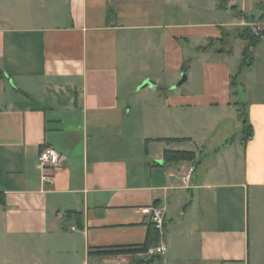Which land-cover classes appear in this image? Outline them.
I'll return each instance as SVG.
<instances>
[{
	"label": "crops",
	"instance_id": "crops-1",
	"mask_svg": "<svg viewBox=\"0 0 264 264\" xmlns=\"http://www.w3.org/2000/svg\"><path fill=\"white\" fill-rule=\"evenodd\" d=\"M227 4L0 0V238L33 254L0 264H132L96 251L157 246L151 205L168 249L153 264H264V35L231 87L252 25L238 12L264 0ZM138 74L156 87H131ZM46 148L59 166L41 168Z\"/></svg>",
	"mask_w": 264,
	"mask_h": 264
},
{
	"label": "trees",
	"instance_id": "trees-1",
	"mask_svg": "<svg viewBox=\"0 0 264 264\" xmlns=\"http://www.w3.org/2000/svg\"><path fill=\"white\" fill-rule=\"evenodd\" d=\"M221 8L228 9L227 0H221ZM259 9H261V13H262L259 17H256V16L249 17V16L242 14L241 12H238V14L239 16L245 18L248 24H252L260 20H264V8L260 7ZM108 12H109L108 18H112L114 15V11L110 9ZM263 35L264 34L256 35L253 32L252 28L249 27V25L244 27V29L239 33V37L245 40L247 44L245 45L243 49V60L240 65L239 71L236 73V75L232 77V81H231L232 88H238L237 80H238V76L240 75L241 71L245 68H250L253 66L254 49L256 48V46H258V44H260L263 38ZM221 42L220 43L224 46L223 41ZM223 48L220 50L222 51ZM237 106H238L239 119L243 122V126H244V131H243L244 136H243L242 141L244 144H246L253 136V127H252V124L250 123L245 103H237ZM194 160H195V154L193 153H188V152H166L165 153V162H168V163H178L182 161L193 162ZM0 203L4 205V202L1 201ZM152 230L155 231L154 228H152ZM152 244H153V241L151 237L149 236L148 240L142 246L121 247V248H112V249H98V251L96 252L100 254H105V255H118V254L136 255L138 253H143L147 251L151 247ZM156 259L157 257H154L151 259H135L133 260L132 264H153Z\"/></svg>",
	"mask_w": 264,
	"mask_h": 264
},
{
	"label": "built area",
	"instance_id": "built-area-1",
	"mask_svg": "<svg viewBox=\"0 0 264 264\" xmlns=\"http://www.w3.org/2000/svg\"><path fill=\"white\" fill-rule=\"evenodd\" d=\"M253 32L256 35L264 34V25L260 23H254L251 25ZM62 160L61 155L51 148L44 149L39 156V163L41 168L46 170L49 168H55L59 166ZM195 168L191 167L187 172L183 173L181 181L186 188L190 187L191 180L193 178ZM140 212L145 215L154 228V230L159 233L161 240L157 246L150 247L147 251L141 253L143 259H151L154 257H161L167 253V245L164 242V232H165V210L163 207L157 205H151L148 207H143Z\"/></svg>",
	"mask_w": 264,
	"mask_h": 264
},
{
	"label": "rangeland",
	"instance_id": "rangeland-1",
	"mask_svg": "<svg viewBox=\"0 0 264 264\" xmlns=\"http://www.w3.org/2000/svg\"><path fill=\"white\" fill-rule=\"evenodd\" d=\"M256 23H258V22H255V24ZM252 24H254V23H252ZM6 75H5V77H7L8 78V74H7V72L5 73ZM138 78H140V75L138 74V75H135V76H133V80L131 81L132 83L130 84V86L132 87H142V85L145 83L144 81V83L142 82V81H140ZM139 80V81H138ZM123 92H126V90H124ZM234 134L236 135H238V136H241V129L239 130V131H234ZM219 140H222V139H219ZM218 140V141H219ZM223 142V141H222ZM222 142H220V144L222 143ZM210 145V147L212 146V145H215V146H217L216 144L217 143H209ZM261 221H264V219H260ZM9 243H7V247H4V244H3V242H5V240H3V239H1L0 238V261L1 260H3V259H5V258H9V259H13V260H16L17 258H19V256L20 255H22V253L24 252V251H22L21 252V250H19V249H17L16 247H15V245L13 244V242L14 241H12V240H7ZM19 242L20 243H23L24 245L25 244H27L28 242H29V240H27V239H20L19 240ZM33 256V254H31V251H28V249H26L25 250V255H22V257H25V258H28V259H30L31 257Z\"/></svg>",
	"mask_w": 264,
	"mask_h": 264
},
{
	"label": "water",
	"instance_id": "water-1",
	"mask_svg": "<svg viewBox=\"0 0 264 264\" xmlns=\"http://www.w3.org/2000/svg\"><path fill=\"white\" fill-rule=\"evenodd\" d=\"M187 80V76L186 75H183V79L182 81H180V83L177 85V86H181L182 84H184ZM156 87V83H154L153 81L151 80H148V81H145V83L142 85V87Z\"/></svg>",
	"mask_w": 264,
	"mask_h": 264
}]
</instances>
